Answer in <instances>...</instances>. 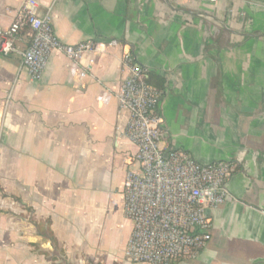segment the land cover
Segmentation results:
<instances>
[{"label":"crops","instance_id":"obj_1","mask_svg":"<svg viewBox=\"0 0 264 264\" xmlns=\"http://www.w3.org/2000/svg\"><path fill=\"white\" fill-rule=\"evenodd\" d=\"M26 1L0 0V31ZM37 1L41 14L54 5L62 43L105 52H55L40 81L21 66L28 30L0 53V264H129L126 55L163 91L166 144L235 165L210 243L176 264H264V0Z\"/></svg>","mask_w":264,"mask_h":264},{"label":"built area","instance_id":"obj_2","mask_svg":"<svg viewBox=\"0 0 264 264\" xmlns=\"http://www.w3.org/2000/svg\"><path fill=\"white\" fill-rule=\"evenodd\" d=\"M222 0H211L219 3ZM37 0H27L8 30L0 31V53L16 51L15 40L29 31L31 42L22 54V69L40 81L53 53L72 61L105 52L102 42L64 44L53 24V8L41 14ZM129 76L117 99L130 115L127 137L136 145L138 169L127 172L123 184L125 214L133 229L124 259L129 264H176L195 259L210 243L208 211L230 200L227 183L234 171L230 161L202 164L166 144L169 133L159 107L163 91L149 84L150 72L124 57Z\"/></svg>","mask_w":264,"mask_h":264},{"label":"rangeland","instance_id":"obj_3","mask_svg":"<svg viewBox=\"0 0 264 264\" xmlns=\"http://www.w3.org/2000/svg\"><path fill=\"white\" fill-rule=\"evenodd\" d=\"M234 171H235V165H234ZM234 171H233V172H234ZM233 172H232V173H233Z\"/></svg>","mask_w":264,"mask_h":264},{"label":"trees","instance_id":"obj_4","mask_svg":"<svg viewBox=\"0 0 264 264\" xmlns=\"http://www.w3.org/2000/svg\"><path fill=\"white\" fill-rule=\"evenodd\" d=\"M149 80H150V79H149ZM149 80H148V81H149ZM149 82H150V81H149ZM149 84H150V83H149Z\"/></svg>","mask_w":264,"mask_h":264}]
</instances>
